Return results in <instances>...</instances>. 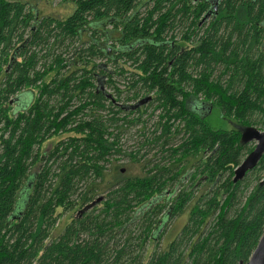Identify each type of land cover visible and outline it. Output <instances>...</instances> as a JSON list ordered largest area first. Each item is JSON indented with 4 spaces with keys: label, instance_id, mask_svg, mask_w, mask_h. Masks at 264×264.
<instances>
[{
    "label": "trees",
    "instance_id": "obj_1",
    "mask_svg": "<svg viewBox=\"0 0 264 264\" xmlns=\"http://www.w3.org/2000/svg\"><path fill=\"white\" fill-rule=\"evenodd\" d=\"M66 1L75 11L59 20L0 0V264H247L263 235L264 157L255 186L234 184L235 170L254 148L241 145L236 128L214 129L208 118L218 108L236 125L264 130V0H220L216 11L215 0ZM51 41L77 46L47 68L39 63ZM111 65L120 78L132 76L128 91L114 87L116 98L98 86L99 79L105 88L114 84ZM69 68L76 71L60 74ZM139 98L134 106L118 104ZM148 109L149 116L159 112L157 129L141 128L139 146H160L171 163L133 179L115 167L106 199L83 213L121 155L122 137ZM177 138L179 145L168 146ZM191 159V191L167 194ZM202 183L210 190L196 197ZM79 203L82 217L47 244L63 215L57 211ZM187 210L180 234L147 262L144 246L134 256L132 234L110 248L132 219L144 228L136 246L142 247L163 222L155 217L173 220Z\"/></svg>",
    "mask_w": 264,
    "mask_h": 264
},
{
    "label": "rangeland",
    "instance_id": "obj_2",
    "mask_svg": "<svg viewBox=\"0 0 264 264\" xmlns=\"http://www.w3.org/2000/svg\"><path fill=\"white\" fill-rule=\"evenodd\" d=\"M6 1L27 3V4H29V6L32 9L35 10L36 13L40 14L41 16H46V17L51 16V17L57 18L59 20L60 19H66V18L70 17L75 11V5L72 2H69L66 0H6ZM180 37H181V34L178 32V38L177 39H180ZM50 45H51L50 46L51 47L50 48V50H51L50 54L47 57L43 58L39 63V64H45L47 68H49V66L55 61L54 59L56 58V56L61 57L64 55L67 58H69L71 56V52L74 49L73 47L77 46V42L76 43L74 42L73 44H71L69 41H66L65 44L63 42L61 45H56V43L54 41H51ZM72 45H73V47H72ZM68 47H70V48H68ZM101 62L103 63L104 60L103 59L100 60L99 58H97L96 63L99 64ZM118 65H111L109 67V70L113 71L115 73L114 84L111 86L107 85L106 88H105V84H103V88H104L103 92H105V90H107L109 92V94H112L114 96L116 94L114 87L116 86V87H118L124 91H128V89H125L124 87L126 86L125 84L129 80H131V78H132V76L130 74L127 77L128 80H124L123 77L120 78V75L117 74L120 71V68H118ZM113 66L116 69H114ZM75 69L76 68H69L66 70H61L60 74H64L66 77V76H68L66 73L71 74V73L76 71ZM116 71H117V73H116ZM133 71H134V69L132 67H129V72L131 73ZM55 72L56 71L52 72L47 77V83L52 82V79L56 77ZM98 86H99V80H98ZM38 94H39L38 91H36L34 94V98L37 97ZM30 96H31V94H30ZM115 98H116V96H115ZM58 101H59V98H58ZM139 102H141V98H139L136 101L127 102L125 104L118 102V104L120 106H122V105L134 106V105H137ZM142 105L143 104H141V106ZM200 108H201V106H200ZM150 114H151V110L148 109L144 113L143 117L141 118L142 122L137 123L138 127L133 128L131 133H126L125 136L122 137L121 145H120L122 153L120 156H116L113 159V166H111L110 168L107 167L106 170L104 171L103 177H102L104 180H107V181L110 180L111 183L106 186L105 183L103 182L104 180H101L100 183H98L96 181V183H98V187H99V184H101L99 189H98L99 192H97L98 198L106 199V196L110 191L105 192V190L107 188L109 189V187L111 188L115 184L116 177H117V173H116L117 171H116L115 167H118V169L120 171L124 170V173H122V177L128 178V179H133L136 177H145L147 175V170L149 168H151L152 166H154L155 164H158L161 166H167L168 164L171 163V162H168V160L166 158L167 154L162 153L160 146H155V144H151L148 146H144V145L139 146V143L142 141V137L140 136L141 128L147 129L149 132H152L153 130L155 131V125L158 122L159 112H157L154 116H149ZM208 121L214 129L232 130V129L236 128V123L233 121H229V120L224 119L218 108H214L212 110V112L208 118ZM250 126H252V125H250ZM254 128H256V127H254ZM256 129H258L260 131L262 130L261 132H264L263 129H259V128H256ZM159 135H160V133H157V136H159ZM54 141L55 140L48 141L45 144L46 148L43 149V151L47 152L48 148L51 146V142H54ZM180 142H181L180 138H177L173 142H171L168 146H170L171 144H176V143L179 145ZM249 145H251L253 148L255 147L254 144H249ZM172 148H175V147L172 146ZM130 154H133L135 157L137 156L140 159V164H134L133 161L130 159L131 157H129ZM246 157L247 156H245L243 158V160ZM149 161H150V163L148 164ZM195 162H196L195 159H191L190 161L187 162V164H184L185 168H184L182 176L179 177L178 179L174 180L171 184L169 183L167 185V188H166L167 194L169 192H171L172 190H174V192H175L174 195H176V196L178 194H180L182 191H185L187 189L189 191H191V189L189 187L192 183L191 175H192V172L194 169L193 165L195 164ZM39 168H40V165H38V167H36L32 172L33 173L38 172ZM108 170H110V171H108ZM258 176L259 175L254 171V172L250 173L243 182H245V183L249 182L250 184L255 186L257 179H258ZM198 184H196L197 187L195 186L196 188H194V190H196V197H199L201 194L206 193L210 190V187L208 185H206L204 183H202L201 185H198ZM167 196L168 195H166V197H164V199L161 200V202L163 204L167 203V200H165V198H167ZM97 197H96V199H97ZM77 198H78L77 196L74 197V199H77ZM96 199H94L93 202H95ZM90 204H92V203H90ZM22 205H23V201H22ZM80 206H81V203L77 204L74 207V209L71 211H66L63 209H60L59 211H57V214L62 213L63 215H59V217L57 218V220H56V222H55V224L51 230L50 239H49V241L46 242L47 244L50 243L53 238L58 237L60 234H62L64 232V230L72 223V219L77 217L78 213L83 208V207L79 208ZM98 206H99V204L97 203L93 207V209H96ZM165 207H168V206H165ZM101 209H103V206L100 207L94 213L99 212ZM85 214H91V211H89ZM163 216H159L158 218H156V217L154 218L155 222L160 221V219H162L163 222L162 223L160 222L159 225L156 224L154 226L155 228L153 227V231H152L150 237L146 239V243L143 244L142 247H136L139 244L138 238L143 233V228L141 227V222L138 221L137 219H132L125 226L123 233L119 232L118 234L115 235L116 238L114 241L111 242L110 248L115 249L116 247L117 248L122 247L123 245L126 244V241L128 240V235L132 234V237L135 238V240L132 241L130 244L135 246L134 256H136L137 254L140 255L142 253V249L144 246L143 256H144V261L147 262V260L151 259V256L154 253L162 252L165 249H167L169 244L172 243L176 239V237L180 234V231L183 229V227L187 223L188 210L186 211V213L184 215L175 217L173 220L164 219ZM210 222H211V220L207 223H210ZM162 232H163V234L161 235ZM184 250L188 251V252L190 251L189 248H184Z\"/></svg>",
    "mask_w": 264,
    "mask_h": 264
},
{
    "label": "water",
    "instance_id": "obj_3",
    "mask_svg": "<svg viewBox=\"0 0 264 264\" xmlns=\"http://www.w3.org/2000/svg\"><path fill=\"white\" fill-rule=\"evenodd\" d=\"M220 0H215L214 10H217ZM212 14V11L207 15L209 18ZM102 80L99 79V88L102 90L103 83ZM145 103L142 102L141 104ZM236 129L241 134V145H249L254 144V150L241 162V164L237 167L234 172L233 182L237 184L242 182L246 179V177L254 171L261 160L264 157V132L254 128V127H246L242 125H236ZM264 184V180L261 185ZM103 198H99L97 201L93 202L87 208L82 210L84 213L85 211L92 209L97 203L102 201ZM239 264H244L240 262ZM247 264H264V228H263V235L257 245L256 250L254 251L253 255L251 256L249 262Z\"/></svg>",
    "mask_w": 264,
    "mask_h": 264
},
{
    "label": "flooded vegetation",
    "instance_id": "obj_4",
    "mask_svg": "<svg viewBox=\"0 0 264 264\" xmlns=\"http://www.w3.org/2000/svg\"><path fill=\"white\" fill-rule=\"evenodd\" d=\"M208 14H209V13H208ZM39 15H40V14H39ZM206 17H207V16L204 17L203 22H205ZM110 131H112V129H111ZM122 173H124V170H122ZM89 205H91V204H89ZM84 209H85V208H84ZM84 209H83V210H84ZM91 210H92V209L88 210L87 212H89V211H91ZM87 212H86V213H87ZM80 213H81V212H80ZM80 213H78V216L81 218V217H82V214L80 215Z\"/></svg>",
    "mask_w": 264,
    "mask_h": 264
},
{
    "label": "bare ground",
    "instance_id": "obj_5",
    "mask_svg": "<svg viewBox=\"0 0 264 264\" xmlns=\"http://www.w3.org/2000/svg\"><path fill=\"white\" fill-rule=\"evenodd\" d=\"M54 15V14H53ZM36 26V25H35ZM54 48V47H53ZM42 52V51H41ZM17 63V62H16ZM8 65V64H7ZM157 126V125H156ZM125 129V128H124ZM129 129V128H128ZM157 129V128H155ZM145 146V145H144ZM152 148V147H151ZM150 149V148H149ZM151 150V149H150ZM148 151V150H147ZM135 153V152H134ZM138 154V153H137ZM171 162V161H170ZM152 169V168H151ZM154 174V173H153ZM98 185V184H97ZM91 188V187H90ZM152 196V195H151ZM144 229V228H143ZM170 238V237H169ZM168 239V238H167ZM124 246V245H123ZM143 251V250H142Z\"/></svg>",
    "mask_w": 264,
    "mask_h": 264
}]
</instances>
